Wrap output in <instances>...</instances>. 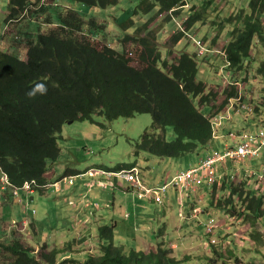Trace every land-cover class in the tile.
Returning a JSON list of instances; mask_svg holds the SVG:
<instances>
[{
    "label": "trees",
    "instance_id": "1",
    "mask_svg": "<svg viewBox=\"0 0 264 264\" xmlns=\"http://www.w3.org/2000/svg\"><path fill=\"white\" fill-rule=\"evenodd\" d=\"M71 1L88 9H107L119 2ZM187 4V0H141L136 13L148 14L159 6L156 16L182 23L185 32L179 31L176 24L177 32L168 40L175 47L203 19V12H194L195 8H191L189 16L180 21L182 18L178 14L188 8ZM51 10L42 0H9L7 25L20 22L26 16L36 23L25 33V58L20 56L23 50H18L16 43L13 52H0V191L3 176L11 183L7 192L22 190L28 183H35L33 192H42L52 184L48 177L50 167L60 159V135L69 123L91 122L100 115L114 121L150 114L154 118L152 130L135 142L136 154L146 152L163 159L180 158L194 153L200 145H210L215 139L213 123L218 115L215 103L220 95L226 96L225 104L241 97L233 83L220 93L208 91L197 79L198 54L174 53L172 60H164L149 24L144 28L145 36L138 35L144 32L140 28L136 34L120 39L122 44L130 46L129 50L120 52L105 42L107 24L103 19L91 17L87 20L73 6L56 5L54 11ZM41 16L45 17L43 21ZM226 21L234 24V29L223 48V55L226 68L236 75L254 61L252 54L256 47L264 51V0H250L247 9H238ZM130 51L140 57L138 66ZM257 72L264 79V59ZM38 82L47 84V94L28 99L25 93ZM197 99L199 106L195 104ZM204 106H212V114H203L201 108ZM168 127H173L176 134V140L171 142L166 139ZM158 131L162 134H157ZM79 175L69 170L60 181ZM225 185L228 190L227 182ZM254 185L234 184L229 188V199L220 204H226L228 214L240 215L252 222L251 238L264 247V233L259 229V225L264 227V195L258 193ZM214 189H218V184ZM238 199L241 212L235 205ZM115 238V227H101L98 229L100 254L87 260L72 257L61 262H58L60 255L66 254L73 245L52 251L43 246L35 253L19 241L0 244V264L184 263L172 257V251L165 245L150 254L136 250L128 253L125 247L116 245ZM225 253L227 251H216L219 259L225 258ZM230 254L235 257L232 251ZM222 264L227 263L223 261Z\"/></svg>",
    "mask_w": 264,
    "mask_h": 264
},
{
    "label": "rangeland",
    "instance_id": "2",
    "mask_svg": "<svg viewBox=\"0 0 264 264\" xmlns=\"http://www.w3.org/2000/svg\"><path fill=\"white\" fill-rule=\"evenodd\" d=\"M48 1L52 4L55 0H46V3ZM65 1L67 4H72L83 16L87 17L86 19L98 17L106 21L108 39L105 42L120 52L130 48L129 44H122L120 39L123 40L127 35H134L140 31V28L144 30L147 24L153 23V29L150 32H153L154 42L164 60H172L174 53L198 54L197 79L207 86L208 91L220 93L226 86L233 83L239 89L241 97L225 104L226 96L221 94L215 103V108L218 109V115L213 123L216 126L215 139L210 145L205 147L200 145L194 153L180 158L163 159L146 152L136 154L135 142L146 131L152 130L154 118L150 114H137L133 118H119L114 121H108L100 115L94 117L91 122L68 124L64 126L60 135L59 145L62 150L60 159L56 165L51 166L56 173V181L61 180L69 170L85 175L91 170L119 172L124 167L137 166L139 174L141 173V177L147 181L148 186H164L180 170L196 165L204 157L215 154L219 150L224 151L226 146H233L235 140L233 142L231 137L233 139L237 137V141L238 136L244 133L257 134L264 131V79L257 72L260 63L263 62L264 51L256 47L252 54L254 61L236 75H232L226 68V60L222 54L234 29V24L226 20L238 9H247L250 0H187L189 10L186 9L185 13L184 10L180 11L179 17L183 15L180 21L189 16L191 8H195L194 12H203V19L191 29L188 37L182 39L175 47L168 40L176 31V25L169 19L163 21V17L156 16L160 10L159 6L145 14L136 13L141 0H119L117 5L107 9H88L71 0ZM8 4L9 0H0V51L13 52L16 43L20 46L18 50H23L20 56L25 58V33L36 22L26 16L20 22H11L7 25L5 19ZM44 19V16L40 17L41 21ZM179 23L176 21L177 25ZM179 31L185 32V29ZM145 34L144 30L138 35L145 36ZM130 53L133 54L134 64L138 66L140 57L135 52L130 51ZM195 104L199 106V99L195 100ZM201 109L203 114H212V106H204ZM223 127H225L224 130ZM220 128L222 132L228 128L233 134L225 133L226 136L218 140L222 136L218 135ZM157 134H162V132L158 131ZM166 139L170 142L176 140L173 127L167 128ZM165 160L172 163L169 168L165 165ZM219 165L217 190L214 187L205 188V193L201 195L200 190L196 189L197 192L191 197L188 196V192L172 187L163 194L161 202L150 199L138 191L135 194L128 193L127 189L133 185L126 180L112 179L114 184L110 183L107 189L101 188L95 184L104 179L100 176L93 178L90 175L75 178L74 185L61 184V189L66 191L70 189L68 195L75 196V198L78 197L77 195L82 196L88 192L85 184L93 186L90 194H86V199L82 202L85 203L84 208L83 206L73 208L67 203L57 205L56 202H48V205L57 211L49 214L37 204L34 206L35 209L27 211L26 206L29 202L26 201L23 205L19 201L25 202V196L30 195L37 200L38 192H21L19 198L14 196L12 190L9 193L3 192V195L10 196L12 200L9 206L0 208V215H2L0 216V232L5 231L3 235L0 234L1 237L5 235L1 238L3 242L0 244L7 245L19 241L25 248L35 253H38L43 246L63 248L73 243L77 248L75 245L76 231L83 224V220H87L85 216L88 215L92 221H95V216H97L100 220V227H112L111 220L114 218V223L117 225L116 245L125 247L128 253L136 250L150 254L157 252L160 246L165 245L172 251V257L183 261V264H222L223 261L227 264H264V247L259 246L251 238L252 222L247 221V218L243 216L228 214L225 211L228 210L226 204H220V201L226 202L229 199V188L234 184L235 186L244 182L256 184L254 185L255 190L264 195V154L257 159L229 160ZM105 175L112 177L111 174ZM226 182L228 190H226ZM63 195L62 193V195L54 194L53 196L65 199ZM87 196H89L88 199ZM235 205L241 212L239 199ZM34 211L37 214L32 215ZM77 212L78 219L75 220ZM44 213L46 217L42 219ZM201 214L205 215L200 218ZM29 219L36 220L38 236L34 235L30 226L28 233L14 227V223L21 226L23 221ZM209 219L210 221L216 220L212 231L209 230L210 226L207 222ZM259 229L264 233L263 225H259ZM139 236L142 238L146 236L147 240L144 244L140 243L137 246L135 240ZM92 245L93 243L86 245L83 251ZM95 245L98 247L95 251L100 254L101 244L95 243ZM229 250L235 254V257L232 258ZM216 251H227L225 258L219 259ZM62 256L58 258V262L62 261H60ZM86 257L88 259L90 256ZM230 258L232 259L229 260Z\"/></svg>",
    "mask_w": 264,
    "mask_h": 264
},
{
    "label": "built area",
    "instance_id": "3",
    "mask_svg": "<svg viewBox=\"0 0 264 264\" xmlns=\"http://www.w3.org/2000/svg\"><path fill=\"white\" fill-rule=\"evenodd\" d=\"M42 3L46 5V0H42ZM178 27L183 29V24L179 23ZM193 38V37H192ZM195 39V38H193ZM200 41H198V45ZM223 54V53H222ZM216 127V126H215ZM233 146H229L223 153L210 154L201 160L197 165L178 173L170 182L164 186L149 187L145 184L144 179L139 174L138 168L134 167L131 170H125L118 174H111L112 176L126 180L128 183H132L134 189L139 193H143L146 197L154 199L157 202L162 201V196L170 188L174 187L181 191H193L196 188L209 187L212 188L218 181V167L219 164L227 162L229 160H243V159H257L264 154V131L260 133H244L238 136V140ZM73 178H67L62 180L63 183H72ZM2 192H7L11 183L7 176L1 178ZM61 182L54 185H49L43 188V190H49L54 188L56 191L61 190ZM35 183L26 184L22 190H15L13 192L15 197H18L21 192L30 193L33 192V186ZM107 187V185H106ZM215 219L209 221V230L214 228Z\"/></svg>",
    "mask_w": 264,
    "mask_h": 264
},
{
    "label": "crops",
    "instance_id": "4",
    "mask_svg": "<svg viewBox=\"0 0 264 264\" xmlns=\"http://www.w3.org/2000/svg\"><path fill=\"white\" fill-rule=\"evenodd\" d=\"M56 1V2H55ZM55 1H53L52 2V4H50L49 3V1L47 2V4L46 5H50L51 6V11H54L53 10V7L54 6H56V5H59V6H66V7H70V6H72V4H67L66 3V1L65 0H55ZM187 10H189L188 8H186ZM186 9H184V13L187 11ZM189 15V14H188ZM163 17V16H162ZM182 17H183V15H182ZM182 17H180V18H182ZM88 20V19H87ZM163 21H165L164 20V17H163ZM152 25H153V23L152 24H150L149 25V28L150 29H153V27H152ZM175 25H176V23H175ZM152 27V28H151ZM176 28H177V25H176ZM170 38V37H169ZM1 50V49H0ZM1 52V51H0ZM225 126V125H224ZM225 129V127H223V130ZM232 130H228V128L225 130V131H223L222 132V129L220 128L219 129V133H218V135H222V136H220V138L218 139V140H220V139H222V137H224V136H226L225 135V133H230V134H233L232 132H231ZM221 133H223V134H221ZM231 137V136H230ZM231 140L234 142V139L231 137ZM227 146H226V148H225V150L224 151H221V150H219L218 151V153L220 152V153H223V152H225L226 150H227ZM205 158V157H204ZM166 161V163H165V165H167V168H169L171 165H172V163L171 162H168V160H165ZM199 163V162H198ZM197 163V164H198ZM229 163V162H228ZM196 164V165H197ZM56 165V164H55ZM193 166H195V165H193ZM192 166V167H193ZM136 168H137V166H136ZM191 168V167H190ZM53 169V167H51V171H50V173H49V175H48V177H49V179H50V183H52V184H49V185H54V184H56V183H63L62 181H60V180H57L56 181V179H55V176H56V173H55V171L54 170H52ZM189 169V168H188ZM187 170V169H186ZM182 171H185V170H180L178 173H180V172H182ZM105 174H118V173H112V172H105V171H102V170H100V171H94V170H91L88 174H85V175H79V176H76V177H72L73 178V180H72V183H70L71 185H74V183H75V178H80V177H86L87 175H90V177H93V178H96L97 176L99 177H101V178H103L104 180L103 181H100V182H98V183H96L95 185L96 186H100L101 188H103L104 187V189L106 188H109L110 187V183H113L114 184V182L112 181V179H114V180H116V181H118V180H121V179H118V178H116V177H114V176H112V177H108V176H106ZM176 176V175H175ZM174 176V177H175ZM62 179V178H61ZM84 179V178H83ZM145 180V179H144ZM115 181V182H116ZM124 181V180H123ZM126 182V181H125ZM145 182H146V184H148L147 183V181L145 180ZM118 184V183H117ZM117 184H116V187H117ZM48 185V186H49ZM106 185H107V187H106ZM85 187H86V189H88V192L87 193H84L82 196H81V194L80 195H77L78 197L77 198H75V196H69L68 194L70 193L69 192V190L70 189H68V191H66L65 189H61L60 191H56L54 188H50L49 190H43L42 192H38L39 193V197H38V199L36 200L32 195H30V196H25V202H20L19 201V203H22L23 205L26 203V201H28L29 203H28V205L26 206V208H28L27 209V211H29L30 209L32 210V209H35L34 208V206L37 204V206H39V207H41L44 211H46L47 213H49V214H51V213H53V212H55V211H57V210H54V208H51L49 205H48V202H56L57 203V205H59V203H67L69 206H71V207H73V208H75V207H78V206H83V208L85 207V203H82V202H84V200L86 199V197H85V195L86 194H90V192H91V190H92V188H93V186L92 185H90V184H85ZM119 187V186H118ZM149 187H150V185H149ZM205 188H208V187H202V188H196L197 190H200V192L202 193L201 195H203V193H205ZM193 190V191H185V192H188V196H191V197H193L194 195H195V192H197V190ZM179 190V189H178ZM4 192V191H3ZM2 191H0V208L1 207H5V206H9L10 205V203H11V197L10 196H6V195H3L2 193H3ZM127 192L128 193H132V194H135L136 193V190L134 191L133 190V187H131V188H129V189H127ZM9 193V192H8ZM62 193L64 194L63 196L64 197H66L65 199L64 198H56V197H54L53 195L54 194H57L58 196L59 195H62ZM21 194V193H20ZM20 194H19V196H20ZM19 196L17 197V198H19ZM88 197L89 196H87V199H88ZM16 198V199H17ZM2 199H4V200H2ZM73 199V200H72ZM78 200V201H77ZM80 203V204H79ZM98 207V206H97ZM99 208V207H98ZM137 208H138V206L136 207V211H137ZM200 210V209H199ZM34 214H37V212L36 211H34L33 213H32V215H34ZM205 215V214H204ZM204 215H202L201 214V216H200V218H202V216H204ZM0 216H2V215H0ZM46 217V213H44L43 214V217H42V219H44ZM86 218H87V220L85 219V220H83V224L82 225H80V227H78L77 228V231H76V237H77V240H75L76 242H75V245L77 246V248H75L74 247V244L73 243H70L71 245H73V247H72V249H69L68 250V252L66 253V254H62V255H64V256H62V258L60 259V261L62 260H65V259H70V258H72V257H77V258H80L81 260H86L87 259V255L88 256H95V255H98L99 253H98V251H95V249L97 250L98 249V247L95 245V243L97 244H99L100 243V241H99V239H98V229L99 228H101L100 226H101V224H100V220H98L97 219V216H95V218H96V220L95 221H92L90 218H88L89 216L87 215V216H85ZM129 216H127V218H128ZM78 219V212H77V216H76V218H75V220H77ZM137 219H138V214H137ZM212 219V218H211ZM210 221V219L207 221V222H209ZM111 223H112V227H115V229H116V223H114V218H112V220H111ZM203 224V223H202ZM137 225H138V229H139V223L137 222ZM30 226V228L32 229V231L34 232V235L35 236H38L39 234H38V232H37V227H38V225H37V223H36V220H26V221H23L22 222V225L21 226H19L17 223H14V227L15 228H17L18 230L20 229V230H23L22 232H27L28 233V227ZM13 227V228H14ZM103 227H105V226H103ZM64 232V231H63ZM29 235H30V233H29ZM5 236V235H4ZM4 236H2V237H4ZM63 236H65V235H63ZM1 236H0V242H3V239H1L2 238ZM146 240H147V237L146 236H143V238L142 237H138V239H136L135 240V242L137 243L136 245L138 246V245H140V243H145L146 242ZM91 243H93V245L90 247V248H88V249H86L85 251H83V248L86 246V245H89V244H91ZM69 245V244H68ZM66 246V245H65ZM65 246L63 247V248H50L49 247V251H52V250H54V249H64L65 248ZM60 256V257H61ZM84 257H86V258H84Z\"/></svg>",
    "mask_w": 264,
    "mask_h": 264
},
{
    "label": "clouds",
    "instance_id": "5",
    "mask_svg": "<svg viewBox=\"0 0 264 264\" xmlns=\"http://www.w3.org/2000/svg\"><path fill=\"white\" fill-rule=\"evenodd\" d=\"M48 92L47 84L44 82H38L31 87L26 93L28 99H35L37 96H44Z\"/></svg>",
    "mask_w": 264,
    "mask_h": 264
},
{
    "label": "bare ground",
    "instance_id": "6",
    "mask_svg": "<svg viewBox=\"0 0 264 264\" xmlns=\"http://www.w3.org/2000/svg\"><path fill=\"white\" fill-rule=\"evenodd\" d=\"M104 28H106L105 26H104ZM155 29V28H154ZM104 30V29H103ZM105 32H106V30H105ZM104 34H106V33H104Z\"/></svg>",
    "mask_w": 264,
    "mask_h": 264
},
{
    "label": "water",
    "instance_id": "7",
    "mask_svg": "<svg viewBox=\"0 0 264 264\" xmlns=\"http://www.w3.org/2000/svg\"><path fill=\"white\" fill-rule=\"evenodd\" d=\"M73 123H69V125H72Z\"/></svg>",
    "mask_w": 264,
    "mask_h": 264
}]
</instances>
